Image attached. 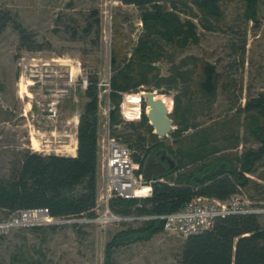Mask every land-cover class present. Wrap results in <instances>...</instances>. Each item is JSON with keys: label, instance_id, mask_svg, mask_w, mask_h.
Masks as SVG:
<instances>
[{"label": "rangeland", "instance_id": "374dc122", "mask_svg": "<svg viewBox=\"0 0 264 264\" xmlns=\"http://www.w3.org/2000/svg\"><path fill=\"white\" fill-rule=\"evenodd\" d=\"M0 9L7 11L8 19L0 33V179L11 175L25 151L73 155L71 148L76 144L78 117L87 102L84 91L90 78L97 79L99 90L97 137L109 133L125 144L130 133L128 123L139 121L130 113L139 106L140 113L144 100L140 99L141 93L123 94L119 122L110 124L109 113L114 110L109 100L110 50L111 46H121L128 57L131 54L141 31L136 7L120 0H0ZM241 11L239 3L230 5L224 31L204 32L199 28L198 45L176 55L169 53L173 63L167 60L157 64L160 76L170 77L181 60L185 65L179 71H191L190 80L177 88L152 90L158 100L164 98L167 115L172 114L175 95L181 94V105L197 97L198 59L214 66L219 75L213 105L205 117L198 119L199 124L220 123L224 116L229 120L234 109L226 114L234 103L235 108H242L264 92V0H257L256 27L252 22H243ZM17 25L30 37L20 50ZM225 84L228 90L224 93ZM183 88H187L185 96ZM219 125L212 127L217 144L222 142ZM230 128L237 126L224 129ZM168 141H172L169 136L166 144ZM242 147L258 145L248 141L238 151ZM244 175L264 186L256 175ZM102 186L98 165L97 193ZM248 192L252 194V189ZM239 196L252 207L264 204V195L252 201L241 189ZM95 210L92 218L59 219L48 226L34 224L37 221L33 220L11 224L10 219L16 218L18 212L6 215L0 210V224L5 226V232L0 233V264H105L106 244L115 235L128 228L139 229L148 222H91L103 213L101 206ZM183 241L180 236L160 232L148 241L112 248L111 264H180Z\"/></svg>", "mask_w": 264, "mask_h": 264}, {"label": "trees", "instance_id": "16d2710c", "mask_svg": "<svg viewBox=\"0 0 264 264\" xmlns=\"http://www.w3.org/2000/svg\"><path fill=\"white\" fill-rule=\"evenodd\" d=\"M139 11L141 31L129 57L121 46H111L109 100L114 107L109 113L111 125L117 117L123 94L151 92L165 86L177 88L189 81L190 70H181L185 61L173 68L170 77L160 76L158 63L173 55L183 53L200 42V28L204 32L224 31L226 10L230 5H241L244 23L257 26V0H133ZM7 11L0 9V33L7 25ZM19 50L30 42L29 34L21 26H15ZM244 42L242 47H244ZM193 62H195L193 60ZM196 63V62H195ZM197 97L180 104V93L173 99L170 118L173 130L166 137L152 134L145 116V103L130 113V133L125 144L132 151L140 171L146 159L153 155L155 162L162 156L169 157L174 166L168 167L161 178L151 184L152 194L143 199L114 198L110 210L120 216L163 215L180 211L196 197H212L226 201L246 190L253 201L264 195V186L249 180L246 175H256L264 182V92L250 99L243 107L234 103L226 115L234 109L231 118L203 126L197 121L205 117L216 97L219 75L215 67L198 59ZM225 93L227 85L222 86ZM185 96L187 88H183ZM98 82L90 78L85 88L87 99L78 117L75 157L41 155L25 151L22 159L9 177L0 179V210L11 215L23 210L47 209L56 219L92 218L97 201V125ZM160 94H166L161 92ZM237 99V98H235ZM143 100V99H141ZM155 100H158L157 97ZM163 106L164 98L158 100ZM164 108V107H163ZM138 119V118H137ZM136 119V120H137ZM241 119V121H240ZM135 121V120H133ZM220 124L221 144H217L212 127ZM236 125L237 129L224 128ZM242 130L241 133L239 130ZM190 130V131H189ZM248 141L257 148L242 147ZM139 152L141 154H139ZM252 189V194L248 192ZM264 199V198H263ZM258 198L256 202H259ZM262 208L264 204H254ZM162 232L161 222L148 221L139 229L128 228L118 233L106 244L105 264H111V249L125 244L144 242ZM121 238V239H119ZM180 264H264V214L228 215L216 218L210 229L184 239L181 245Z\"/></svg>", "mask_w": 264, "mask_h": 264}, {"label": "built area", "instance_id": "2783aa9c", "mask_svg": "<svg viewBox=\"0 0 264 264\" xmlns=\"http://www.w3.org/2000/svg\"><path fill=\"white\" fill-rule=\"evenodd\" d=\"M139 25L141 26L140 22ZM97 147V159L103 186L97 193L95 209L101 206L103 213L96 220H90L91 222L158 221L161 222L163 233L177 235L185 239L188 236L197 235L210 229L214 220L219 217L264 214V209L247 205L244 199L239 196L241 189L226 201H220L212 197H196L180 211L169 214L141 217H124L114 214L109 208L112 199L149 198L152 194L151 184L155 181L146 182L144 180L142 171H140V163L133 160L132 151L127 145L121 143L118 138L106 133L97 139ZM95 209L94 211H96ZM17 214L16 218L10 219L11 224L18 225L19 220L21 224L33 220L34 222L37 221L34 224L45 226L59 222V219L51 217L45 208L23 210ZM4 232L5 226L0 224V233Z\"/></svg>", "mask_w": 264, "mask_h": 264}, {"label": "water", "instance_id": "95a60500", "mask_svg": "<svg viewBox=\"0 0 264 264\" xmlns=\"http://www.w3.org/2000/svg\"><path fill=\"white\" fill-rule=\"evenodd\" d=\"M141 93L140 99L144 100V113L152 128V134L158 138L168 137L173 129L172 119L165 113L163 106L155 100L156 93L154 91ZM163 162L170 168L174 166L172 160L167 156H162L159 162H155L153 155L146 159L142 168V175L146 182L155 181L163 176L165 171Z\"/></svg>", "mask_w": 264, "mask_h": 264}, {"label": "bare ground", "instance_id": "6f19581e", "mask_svg": "<svg viewBox=\"0 0 264 264\" xmlns=\"http://www.w3.org/2000/svg\"><path fill=\"white\" fill-rule=\"evenodd\" d=\"M28 84H29V83H28ZM141 94H142V93H141ZM124 118H125V119H128V118L125 116V113H124ZM71 152H72L73 155H75V153H76V144H75V143H73V145H72Z\"/></svg>", "mask_w": 264, "mask_h": 264}, {"label": "crops", "instance_id": "0c3cea01", "mask_svg": "<svg viewBox=\"0 0 264 264\" xmlns=\"http://www.w3.org/2000/svg\"><path fill=\"white\" fill-rule=\"evenodd\" d=\"M76 154V153H75ZM70 157H75V155H71Z\"/></svg>", "mask_w": 264, "mask_h": 264}, {"label": "flooded vegetation", "instance_id": "af4514ba", "mask_svg": "<svg viewBox=\"0 0 264 264\" xmlns=\"http://www.w3.org/2000/svg\"><path fill=\"white\" fill-rule=\"evenodd\" d=\"M164 163V162H163Z\"/></svg>", "mask_w": 264, "mask_h": 264}]
</instances>
